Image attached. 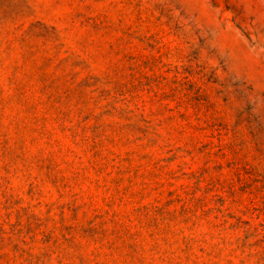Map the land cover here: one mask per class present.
Wrapping results in <instances>:
<instances>
[{
  "label": "rangeland",
  "instance_id": "obj_1",
  "mask_svg": "<svg viewBox=\"0 0 264 264\" xmlns=\"http://www.w3.org/2000/svg\"><path fill=\"white\" fill-rule=\"evenodd\" d=\"M0 264H264V0H0Z\"/></svg>",
  "mask_w": 264,
  "mask_h": 264
}]
</instances>
